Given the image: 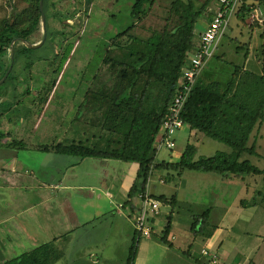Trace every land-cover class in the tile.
Wrapping results in <instances>:
<instances>
[{
  "label": "rangeland",
  "instance_id": "rangeland-1",
  "mask_svg": "<svg viewBox=\"0 0 264 264\" xmlns=\"http://www.w3.org/2000/svg\"><path fill=\"white\" fill-rule=\"evenodd\" d=\"M170 1L155 0L146 18L141 23L139 22L132 32L146 36L152 29L161 28L166 21ZM206 1L196 0V3L200 6ZM133 2L134 0H48L47 21L50 28L48 40L42 46L28 52L24 63L27 66L29 62L31 66L24 68L22 64L17 65L16 71L18 72L15 77L2 86L5 102H14L16 105L11 104L7 114L4 117L0 116V131H4L9 126L6 122L7 118L13 121L9 130L10 139H15V144H12L13 151L19 154V159L26 160L28 168L38 171L40 161L48 157L38 148L39 145L68 141L76 137L80 124H73L72 118L86 90L92 86L95 74L100 75V81L109 82V79L113 78V75L108 74V65L102 63V60L111 38L131 25ZM214 2L212 4H215ZM31 3L32 0H0V21L6 19L11 23L16 21L19 26L24 25L29 17L28 10ZM260 8L263 13L260 17H264L263 8ZM256 16L258 13L251 11L245 19L238 14L230 18L229 26L220 39L214 56L207 60L200 72V80L228 83L236 65H242L241 63L247 57L249 49L246 47L251 44L249 40L252 35L255 38H261L259 28H261L260 25H264V21L261 23ZM208 18L202 15L196 25V32L208 24ZM52 31L64 33L65 40H67L62 45L60 53L58 46L61 45L60 39L63 36ZM42 36L41 24V29L32 38L33 43L40 42ZM251 45H255V42ZM248 56H257L262 60L264 52L258 50L251 54L250 51ZM52 83L59 84L56 95L50 105L41 112L46 102L45 88L51 86ZM2 108L1 104L0 111ZM38 118L40 119L35 126ZM190 131L189 126L178 131L176 146L171 150L165 148L157 150L155 160L178 161L182 156L180 154L187 147L190 148L187 158L191 160H196L201 156H211L218 150L230 151L225 144L209 138L202 132L196 130L202 136V140H199L201 138L194 136L195 131ZM20 136L23 137V145L19 143ZM8 141L9 138H2L0 147L9 146ZM263 155L261 158L245 154V157H248L253 165L264 170ZM89 159L92 168L88 171H92L90 178L93 183L99 178L97 175L99 169L106 170L113 178L115 173L122 169L128 170L135 164L113 159L106 160L105 163L102 159ZM45 165L47 168L50 167L48 163ZM47 168L45 166L46 172ZM56 174L57 170L49 173L50 177ZM168 177L170 180L167 179ZM223 177L214 172L188 169L181 173L176 170L163 169L153 171L150 190L156 194L165 193L169 198L176 195L174 203L161 207L162 223L167 222V212L170 213L173 210V222L179 221L180 225L186 226V232L177 228L175 238H172L173 245L166 244L171 247L170 257L178 256L188 263L192 262L190 260L192 258H201L200 250L207 241V237L204 232L201 233V230H195L199 227H195L194 230L190 229L191 223L196 224L197 222L192 218L196 215L204 216L211 223L217 224L216 222L225 214V223L221 225L222 233L220 234L223 245L219 249L218 246L217 248L212 246L215 250H219V257L226 261L225 248H228L236 259L227 264H240L241 262L264 264V177L263 175H245L247 189L249 186L248 192L240 180L222 181ZM160 179L164 182L161 183ZM87 193L91 192L87 191ZM60 195L63 200L68 199V193L63 190H60ZM254 202L257 204L255 210L247 208L248 204ZM62 209L60 208L61 219L57 228L58 232L72 228L73 223L70 212H68L70 210L65 213ZM133 219L134 217H131V221H126L117 216H108L102 222L91 223V226L84 232L86 237L83 238L82 234L81 239L86 238V241L91 243L105 241L129 243L134 247H137L140 240V242H161L159 236L151 240L140 238L136 241L138 234L133 230ZM171 237L170 233L169 239Z\"/></svg>",
  "mask_w": 264,
  "mask_h": 264
},
{
  "label": "trees",
  "instance_id": "trees-1",
  "mask_svg": "<svg viewBox=\"0 0 264 264\" xmlns=\"http://www.w3.org/2000/svg\"><path fill=\"white\" fill-rule=\"evenodd\" d=\"M39 1L32 0L28 10L29 17L24 25L19 26L16 21L11 23L6 19L0 21V79L10 65L11 43L17 38L14 43L13 67L0 84L2 107L10 104L5 102L2 86L15 77L17 65L22 64L24 68L30 65L28 62L25 66V58L29 51L36 49L26 46L21 38L33 43L32 38L41 29ZM43 1L47 27L45 43L50 28L47 21L48 0ZM211 1L214 0H207L198 6L196 0H171L163 26L152 29L150 34L144 36L133 33L132 30L146 18L155 0H134L131 25L111 38L102 60V63L108 65V74L113 75V78L109 79V83L100 81V75L95 74L92 86L85 92L72 119L73 124H80L76 137L68 141L39 145L38 148L80 158L135 163L137 176L130 191L131 196L138 191L145 193V185L156 169L176 170L178 173L187 169L214 172L224 177H244L249 174L264 176L263 169L244 158L246 152L255 154L254 148H249L247 144L250 133L263 117L264 110V75L249 71L238 74L234 71L225 87L219 81L203 82L200 78L197 79L181 113L185 125L225 143L232 148L230 152L217 151L211 156L191 160L187 158L190 151L187 147L178 161L155 160L163 120L176 93L182 68L195 48L196 25L202 15L211 16L207 9ZM242 1L237 14L243 19L255 6L262 7L264 11V0ZM52 32L63 36L60 39L61 45L58 46L60 53L67 40L64 33ZM236 70L239 68L236 67ZM52 85L45 88L47 94ZM19 143L23 145V142ZM150 196L163 205L176 200L175 194L170 198L164 194ZM168 219L160 240L173 245L172 237L169 239L172 228L170 217ZM193 220L197 221L196 224L193 223L194 228L202 222L206 224L204 216L196 215ZM66 236L62 235L63 241ZM210 236L211 233H207L206 239ZM56 241L57 238L44 242L0 264H53L64 255L61 244Z\"/></svg>",
  "mask_w": 264,
  "mask_h": 264
},
{
  "label": "crops",
  "instance_id": "crops-1",
  "mask_svg": "<svg viewBox=\"0 0 264 264\" xmlns=\"http://www.w3.org/2000/svg\"><path fill=\"white\" fill-rule=\"evenodd\" d=\"M214 1H211L207 6L211 15L208 18L209 20L212 17L211 10H213L217 4V0ZM213 2L215 4H212ZM206 26L207 24L202 26L200 28L201 30L197 32L196 30L194 31L195 47L199 43L200 33ZM260 26L261 38H255V36L252 35L249 41L251 44L255 42V45L250 44L246 47L249 51L247 50V57L241 63L242 65H236V67L239 68L238 71L236 68L234 70L237 74L249 71L257 75H264V59L260 60L257 56H248V52L250 51L251 54L258 50L264 52V25ZM222 85L223 87L226 86L224 83H222ZM58 86L59 84L57 83L52 85L51 90L46 95V102L41 112H43L45 107L50 105V102L56 95ZM11 104L12 106L16 105L14 102L5 104V106L3 105L1 110L3 113H0V116L2 115L4 117V115L7 114L8 107H10ZM39 119L40 118L36 120L35 126ZM6 122L9 126L4 131H0V140L4 137L9 138L7 142L9 146L0 147V263L44 242L57 238L56 243L61 244L64 255L53 264H128L131 260V264H207L205 258L201 254V250V258H192L190 259L192 262L188 263L185 259L178 256L176 258L170 257V255H172L170 251L171 247H168L166 243L162 241L140 242V238L151 240L155 236H157V238L161 236L160 233H162L164 226L169 220L167 219V222H164V224L162 223L160 219L162 214L161 211L154 218L152 235L150 237H144L139 234L138 238H136L137 241L140 240L137 247L129 243H114L112 241L91 243L86 241V238L83 240L84 236L86 237V233L84 232L91 226V223L95 224L96 222H102V220L106 219L108 216H117L121 220L131 221V217L136 214L141 204L138 195L140 193L139 191L133 196L130 194L137 176V165H132L128 170H120V172L114 174L113 178L106 170L99 169L97 174L99 178L93 183L90 178L92 171H88L89 168H92V163L89 158H80L76 155L59 154L52 151L41 150L48 157L44 160L41 159L39 170L34 171L32 168H28L29 166L26 165V160L24 158L19 159V154L13 151L12 144H15V139H10L11 134L9 131L13 121L7 118ZM190 130L193 132L195 131L194 136L202 140V136L198 134L200 131L197 133L196 129L190 128ZM20 137V141L23 142V137ZM247 145L249 148H254V153L257 154H254L255 156L262 158L264 154V110L263 117L258 120L250 133ZM226 146L229 147L228 145ZM229 148L231 151L232 148ZM218 151L230 152L225 149ZM245 154H249V152ZM244 158L248 157L244 156ZM102 160H104L103 162L105 163L106 160L109 159ZM45 163H48L50 167L47 168ZM45 166L47 172L44 170ZM56 170V176L50 177L49 173H53V171ZM86 175L88 177H86ZM151 176L145 185V192L149 195H167L165 193L156 194L150 190ZM84 178H87V180ZM110 178L112 179L110 180ZM167 179L170 180L169 177ZM234 179L240 180V182L246 186V177L242 176H227L223 177L221 180H229L232 182ZM160 182L163 183L164 181L160 179ZM245 188L246 192H248L249 186L248 189L247 186ZM60 190L68 193V199L65 198L63 200L61 198ZM87 191L91 193H87ZM256 205V202H254L248 204L249 207L247 208L255 210ZM60 208H63L62 210L65 213L70 210L68 212H70L69 214L73 219V223L71 224L72 228H66V231L58 232L57 228L61 219ZM167 214V217H170L172 225L170 231L172 238H175L178 230L177 228H181L180 231L183 230V232H186L185 225H180L179 221L173 222V210L170 211V213L167 212ZM225 218L226 216L224 214L218 222H216L217 224L211 223L210 220L206 218V224L202 222L201 225L198 226L199 228H196L206 234L211 233V236L204 242L205 244L202 248L207 246L215 250L214 247L217 248L218 246L219 249L220 246L223 245L220 234L222 233L221 225L225 223ZM193 219L194 218H192V220ZM191 225L192 227H190V229L194 230L193 223H191ZM133 226L132 222V227ZM133 228V230L136 231L135 227ZM64 234L67 235L65 241H63L64 238L62 239V235ZM82 234L83 238L81 239ZM215 251L218 253L219 250ZM189 254L188 252L187 255ZM225 255L224 257H227L226 263L233 262L234 259H236L235 255L232 254L228 248H225ZM131 256L132 259H130ZM240 264L245 263L241 262Z\"/></svg>",
  "mask_w": 264,
  "mask_h": 264
},
{
  "label": "built area",
  "instance_id": "built-area-1",
  "mask_svg": "<svg viewBox=\"0 0 264 264\" xmlns=\"http://www.w3.org/2000/svg\"><path fill=\"white\" fill-rule=\"evenodd\" d=\"M243 4L242 0H217L216 7L211 10L210 18L205 29L200 33L198 45L190 52L187 64L182 68L181 78L176 93L171 101L165 116L161 133L158 137L157 148L173 149L176 146V134L185 128L181 117L184 104L193 90L202 68L207 60L214 56L219 41ZM252 11L258 13L256 19L264 21L260 7H253ZM141 201L138 211L134 214L133 225L141 236L150 237L153 231L154 218L160 213L162 203L151 197L148 193H139ZM201 254L207 264H227L219 254L210 247H203Z\"/></svg>",
  "mask_w": 264,
  "mask_h": 264
},
{
  "label": "water",
  "instance_id": "water-1",
  "mask_svg": "<svg viewBox=\"0 0 264 264\" xmlns=\"http://www.w3.org/2000/svg\"><path fill=\"white\" fill-rule=\"evenodd\" d=\"M39 8H40V11H41V24H42V29H43L42 39L38 43H32L30 41H27V40L21 38V41L26 46L31 47V48L40 47L44 43V41L46 39V36H47L46 17H45V13L43 11V0L39 1ZM16 40H17V38L14 39L13 42L11 43V48H10V50H11V62H10V65H9L5 75H4V78L0 81V84L3 83V81L7 78L9 72L11 71V69L13 67V64H14V43H15Z\"/></svg>",
  "mask_w": 264,
  "mask_h": 264
}]
</instances>
